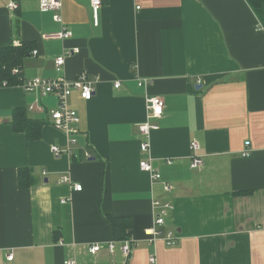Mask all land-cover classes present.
<instances>
[{
	"label": "crops",
	"instance_id": "0c3cea01",
	"mask_svg": "<svg viewBox=\"0 0 264 264\" xmlns=\"http://www.w3.org/2000/svg\"><path fill=\"white\" fill-rule=\"evenodd\" d=\"M11 1L0 0V50L32 43L38 52L24 59L21 84L86 71L96 94L72 92L80 123L69 144L52 123L56 97L0 82V264H151L153 255L157 264H264V0H103L98 25L92 0H63V25L39 0H17L15 12ZM62 26L71 39L42 40ZM74 48L57 72L56 59ZM149 97L163 99L161 118L148 121ZM16 109L43 123L39 139L15 132ZM147 121L157 129L144 138ZM193 142L200 169H191ZM26 168L35 184L21 189ZM155 202L172 207L163 226H154ZM110 216L132 222L128 259Z\"/></svg>",
	"mask_w": 264,
	"mask_h": 264
},
{
	"label": "built area",
	"instance_id": "2783aa9c",
	"mask_svg": "<svg viewBox=\"0 0 264 264\" xmlns=\"http://www.w3.org/2000/svg\"><path fill=\"white\" fill-rule=\"evenodd\" d=\"M102 6L103 0H92V12L95 25H98V15ZM8 8L11 12H15L19 9V3L17 0H12L9 3ZM39 8L41 12L52 13L54 21L60 25H63V0H39ZM72 37V31L62 26V29L59 31L42 35V40L66 41ZM79 52L80 50L78 48L66 50L64 54L58 57L55 61L56 71L59 73L63 72L67 58L79 54ZM32 54L36 56L38 55V52L35 50ZM13 73L20 75L21 71L15 69ZM139 84L140 86H146L149 85L150 82L148 80H140ZM21 87L27 93H34L42 97L54 96L58 99V109L51 112L53 126L69 138V144H75L76 140L73 137L79 134L78 125L80 123V118L75 110L69 108L68 100L73 91L79 92L80 97L84 101H91L93 99L96 94V89L94 82L89 80L88 73L86 71L81 72L74 81H68L65 77L59 78L57 80H48L44 78H34L25 81L23 80ZM120 87V82L115 83V88L118 89ZM164 109L165 103L162 98L149 97L147 99L148 121L161 118L163 116ZM30 110H32V108ZM148 121L139 127V130L144 138H149L150 133L157 129L155 125L150 124ZM249 145L250 143L247 142L246 147ZM148 149V142L141 145V150L143 152L148 151ZM192 149L194 151V155L191 159V169H200L204 166V161L202 157L197 154L200 150L199 144L197 142H193ZM51 152L57 157L63 153H66L70 156L73 155V152L69 148L61 149L57 146H52ZM242 155L244 157H248L251 155V151L246 149L243 151ZM87 157L90 158L91 156L88 154ZM140 167L143 172H146L151 176L153 181H159L161 179V175L153 169L149 162H141ZM45 174L46 173H44V175ZM61 183L70 185L76 192H81L83 190V186L81 184L73 183V181L67 176L62 177ZM164 189L166 191H170L171 188L169 185L164 184ZM154 208L159 211L158 216L155 219L154 226L165 225V219L168 216L169 211L172 210L171 205L155 202ZM152 236L153 240L158 236L155 229H153ZM166 241L169 246H175L177 243L171 235L168 236ZM101 249L102 247L100 245H93L89 248V254L96 255ZM109 250L113 252L114 245L111 244L109 246ZM132 250L133 245L130 241L123 242L122 252L127 259L130 258ZM13 258L14 256L10 255L8 260L12 261ZM149 261L151 264H157V260L154 255L150 257ZM64 264H76V262L69 260L65 261Z\"/></svg>",
	"mask_w": 264,
	"mask_h": 264
},
{
	"label": "trees",
	"instance_id": "16d2710c",
	"mask_svg": "<svg viewBox=\"0 0 264 264\" xmlns=\"http://www.w3.org/2000/svg\"><path fill=\"white\" fill-rule=\"evenodd\" d=\"M34 51L32 43H23L20 46L10 45L0 50V82L5 81L7 86H17L21 84L20 75L14 74L15 69L22 70V64L26 57ZM15 132L25 133L29 140H37L41 137L43 123L28 116L27 109H16L12 121ZM19 187L21 189L30 188L35 184L32 171L23 169L19 172ZM115 239L120 241H130L132 236V222L127 218L107 217Z\"/></svg>",
	"mask_w": 264,
	"mask_h": 264
},
{
	"label": "water",
	"instance_id": "95a60500",
	"mask_svg": "<svg viewBox=\"0 0 264 264\" xmlns=\"http://www.w3.org/2000/svg\"><path fill=\"white\" fill-rule=\"evenodd\" d=\"M93 160V159H92Z\"/></svg>",
	"mask_w": 264,
	"mask_h": 264
}]
</instances>
